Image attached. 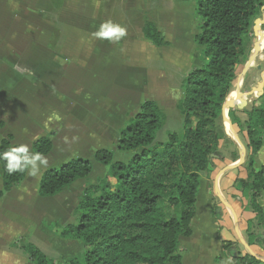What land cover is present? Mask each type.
Returning a JSON list of instances; mask_svg holds the SVG:
<instances>
[{
  "label": "trees",
  "instance_id": "obj_1",
  "mask_svg": "<svg viewBox=\"0 0 264 264\" xmlns=\"http://www.w3.org/2000/svg\"><path fill=\"white\" fill-rule=\"evenodd\" d=\"M49 1L44 15L54 22L49 13L56 14L63 0ZM262 6L264 0H196L195 11L202 22L194 41L202 58L180 84L175 108L181 127L177 131L167 128L169 120L162 106L143 101L118 130L116 152L122 157H115L116 152L108 148L97 149L93 159L105 174L84 186L71 221L52 224L60 229V238L79 241L82 252L50 256L27 239L13 244L31 264H182L179 239L191 234L201 174L215 168L213 158L223 159L219 150L223 135L217 121L224 99L236 84V68L246 61L249 35ZM141 30L151 44L168 45L154 19L143 18ZM53 32L57 33L55 22ZM240 108L247 115L248 144L245 175L237 177L233 187L245 200L243 210L252 214L245 230L248 245L264 247V207L260 204L264 165L255 162L264 145V103ZM229 114L232 123L238 121L232 110ZM51 136L52 132L38 137L33 150L50 153ZM11 140V135L0 140V152L14 144ZM0 168V196L27 176L8 175L3 161ZM92 169V162L81 156L59 161L40 177L38 195L56 196L86 179ZM223 247L235 264L258 263L249 253L234 251L229 241L224 240Z\"/></svg>",
  "mask_w": 264,
  "mask_h": 264
},
{
  "label": "crops",
  "instance_id": "obj_2",
  "mask_svg": "<svg viewBox=\"0 0 264 264\" xmlns=\"http://www.w3.org/2000/svg\"><path fill=\"white\" fill-rule=\"evenodd\" d=\"M178 1L172 0L171 4L159 7L154 19L168 45L157 47L151 44L144 38L140 26V32L133 38L132 48L127 54L122 48L123 40L110 43L92 35L101 22L112 17L109 0L62 1L55 14L58 18L52 19L71 28L90 30L82 33L84 38L90 36V44L81 45L78 34H54V22L48 21L44 15V7L50 3L49 0H0V140L11 135V142L14 144L24 143V138L28 140L27 143L33 144L38 137L52 132V150L46 155L50 154L51 157L57 146L62 153L71 150V140L62 132L72 134V126H76L74 121H97L100 124L99 131L104 134L106 131L110 132L108 125L113 117L119 121L124 120L126 115H133L145 100L161 104L178 98L181 95V81L198 57L193 33L187 25L188 14L181 15L175 10V3ZM133 11L136 14L135 11L139 10ZM176 38L184 44L175 46ZM68 40L72 43L70 47H66L64 43ZM72 46L80 49L76 51ZM89 66L90 73L86 79L108 86L96 88L97 83H91V89L95 93L104 90L100 96H91L89 90L82 91L86 80L76 75L80 69ZM176 67L181 76L179 85H175V78L168 75V68ZM110 73L114 75H108ZM132 81L134 86L129 87V82ZM113 85L116 92L111 91L114 87L110 86ZM108 97L122 103L116 116L111 115V108L106 109L105 101ZM132 98H141L136 108L131 105ZM96 112L97 116L94 115ZM42 114H49L52 119L57 117L58 121L46 124V117L43 120ZM81 115L83 116L80 117ZM93 134L98 135L96 131ZM242 134L243 132L238 138L247 151V136ZM90 140L95 139L83 140L82 146L89 149ZM231 142L232 139L228 140L229 144ZM228 143L226 146H229ZM232 146L237 157L229 160L219 148L223 159H212L215 165L212 171H215V175L211 184L207 178L200 177L191 234L179 239L182 264H222L226 258L231 257L223 247L224 240L232 243L234 251L241 254L246 252L242 241L247 243L245 230L247 219L252 214L243 210L245 201L233 187L234 180L244 176L245 171L244 162L233 168L228 167L240 157L238 144L236 147L234 142ZM97 149L100 148L92 150L95 152ZM261 158H264V145L255 156V162L264 165L260 162ZM39 179L40 177L27 175L24 181L0 196V264H31L21 250L8 249L21 236L16 234H23L30 227L29 218L26 224L13 225L3 213L29 217L33 193L39 199L38 202L47 203L58 199L76 183L56 196L42 197L37 190ZM228 196H234V200ZM216 199L218 202L215 205ZM260 204L264 207V189ZM52 211L53 208L48 213L49 216L53 215ZM7 216L10 218V215ZM249 247L254 253L253 257L258 260L256 264H264V247ZM232 262L235 264L233 259Z\"/></svg>",
  "mask_w": 264,
  "mask_h": 264
},
{
  "label": "rangeland",
  "instance_id": "obj_3",
  "mask_svg": "<svg viewBox=\"0 0 264 264\" xmlns=\"http://www.w3.org/2000/svg\"><path fill=\"white\" fill-rule=\"evenodd\" d=\"M171 1L172 0H109V4H110L109 12L112 15L111 20L122 23L127 28V35H126V37H124L122 39L123 40L122 41V44H123L122 48L125 49L127 54H129V51L132 48L133 38L136 37V34L140 32V26L143 23V18L149 17L151 19H156L157 9L159 7L166 5L167 3L171 4ZM175 4L177 5V8H175V10H177L179 13H182L181 15L188 14L187 25L189 27V31H191L193 33V36H194L199 31V26L202 22V18L195 11L196 0H179ZM49 7H50V4L47 3L45 5L44 9L49 8ZM51 7H52V5H51ZM134 9L139 10V11H137V12L135 11L136 14H134V11H133ZM169 9H170V7H169ZM131 11H133V12H131ZM262 15L264 16V13L262 11H260L258 18H260ZM49 16L51 18H54L55 20L58 18V16H56L52 12L49 13ZM5 22H4V24H5ZM55 24H56V30H57L56 34H65V36H69L70 34L75 33V34H78V38L82 41V42H79L80 45L82 43L90 44V38H89L90 36L86 37V38H84L82 36V33L86 32V31H90V30L84 31V30L79 29V28H77V29L74 27L71 28L70 26L65 25L63 23H56L55 22ZM178 40H180V39L176 38V40H174V42L176 43L175 46L184 44L183 42L178 41ZM256 41H258V38H257L256 34L253 33V30H252L250 32L249 42L247 44V57H246V59L248 58L249 52L251 49H253L254 43ZM53 43H55V39H53ZM64 43H65L66 47H70V45L72 44L69 40L64 42ZM194 43H195V41H194ZM141 47L143 49H146L145 46H141ZM73 48H76L75 49L76 51L78 49H80V47H78V46H75ZM195 49H196V53H197L198 57H197L196 61L194 62V64L192 65V67L197 63L198 59L202 58L201 57V55H202L201 50L197 47L196 43H195ZM260 56L263 57V59H261V60H259V59L255 60L254 59L255 61L253 62L252 66L248 69V71L244 77V80L242 82V92L243 93L248 92L252 87L256 86L257 82L260 81V78H261L260 72L261 71H260V69L257 68V65L260 64L261 68H264V50L262 51V54ZM192 67H191V69H192ZM241 68H242L241 66L236 68V71L238 74H239ZM170 69L171 68H168V71H169L168 75L172 76L173 79L175 78L174 79L175 85L176 84L179 85V82H180L179 79H181V76L179 74L178 68L176 67V69L175 68H172L171 70ZM85 72H87V73L85 74ZM89 73H90V66L85 68V69L82 68L78 72H76V75H80L84 80H86L85 86H84V88H82V91L89 90L92 93L91 96H94L95 94L99 95V96L102 95L104 90H100L99 93H95V90L93 91L91 89L92 88L91 83H97V82H92V81H89L86 79V76L88 77L87 74H89ZM108 75L113 76L114 74L110 73ZM236 79H237V77H236ZM86 85H88V86H86ZM96 86H97L96 88L108 87L107 84H102V83H97ZM132 86H134V81L129 82V87H132ZM111 87H114V85L110 86V88ZM234 88H235V86H234ZM234 88H233V90H234ZM116 90L117 89L114 87L111 91L116 92ZM233 90H232V92H233ZM259 97L254 96V95L248 96L247 97V105L244 108L250 109L251 106H253V105H260V104L264 103V95L260 99H259ZM108 98L109 99L105 101L106 109L109 110L111 108V110H110L111 115L114 114V116H116L117 112H120V110H121L120 107L122 106V103L119 102L117 99H114L113 97H108ZM178 98H175L174 100H171L170 102H164L161 104L158 102L162 106V108L164 109V111L166 112V114L168 116L169 122L167 124V128H169L172 131H177L182 125L181 124V117L175 108V103H176V100ZM139 102H141V98H136V99L132 98L131 105L136 108L138 106L137 104H139ZM229 110L233 111V115L238 120L237 122L232 123V119L230 117ZM94 115L97 116L98 115L97 112ZM82 116L83 115H81L80 117H82ZM129 116L130 115H126L125 119L122 121H119L118 119H116V117H113L112 121H110V123L108 125L111 128L110 132L106 131V132H104V134L99 131L100 124L97 121H93L92 119H86V120L81 119V120L74 121L73 123L76 126H74L72 124L73 125L72 126L73 127L72 134H69V133L66 134V132L64 131L65 129H62V131H64L62 133L69 136L68 139L71 140L70 141V144L72 145V146H70L71 150L65 151V153H62L58 150L59 146H57L55 148V150L53 151V155L51 157L49 156L50 154L47 156L49 163H51V161H52V163L49 164V166L56 164L59 161L66 160V159H69V158L74 157V156H82L84 158L89 159L92 162V165H93L92 172L86 179L77 181L73 186H71V188H69V190L63 192L58 197V199H56L54 201H50L47 203L41 202V201L38 202L37 200H39V199L36 197V194L33 193V196H32L33 199L31 202V216H29V217L27 215H25V217H18L16 215H11L14 213H11V214L3 213L4 216L7 218V220L10 223H12L13 225L26 224L27 220L29 218L30 227L28 229L26 228V231L23 232V234H16V235H21V236L18 237L14 241V244H16L22 240L27 239L30 242L34 243L43 252H45L46 254H48L50 256L62 255L65 257H69V256H73V255H78L82 252L83 246L79 241L72 240V239L60 238L58 236V232H60V229L57 227H52V224L54 222H57L58 224L63 225L65 223L71 221L73 218L72 217V211L78 202V198H79L81 191L83 190L84 186L87 183H95L98 178L102 177L105 174L104 167L102 165H100L99 163H97L96 161H94V159H93L94 151L92 149L93 148H108V149H111V150L116 152L118 130L123 125V123L128 119ZM45 117H46V120H45L46 124L47 123L48 124H54L55 121L56 122L58 121L57 117H54V119H52L49 114H47V116H44L42 114L43 120ZM227 118L230 120V122H231L230 124H231L232 128L235 130L237 135H241L242 132H243L242 135H244V133L246 134V132H245V120L247 118V115L241 111L240 107H238L236 105H231V107L227 111ZM217 122H218L219 126L221 127L220 131H221V134L223 135V138L220 141L221 145H219V148L223 152L224 156L230 160L231 158H234L236 156V153H234L232 151L234 149V147L232 146V144H234V141L232 140V142H231L232 144L228 143V140H230V137L228 136V133L225 130V121L222 118V114H221V116ZM85 125L87 126V128H85L86 127ZM0 126H2V123L0 124ZM11 127H12V125H11ZM94 131H96L98 133V135H94L93 134ZM63 138L65 140H67L66 136H63ZM89 139H95V140H90V148L87 149L84 146H82V141L83 140L88 141ZM27 141L28 140L24 138L23 142L27 143ZM96 141H97V144H96ZM226 142L229 144V146H226V144H227ZM27 144H29L30 148L33 150L31 142H29ZM84 144L86 145V143H84ZM236 147H238L237 144H236ZM115 154H116L115 157H117V158L122 157L117 152ZM61 155H63V156H61ZM223 164L225 165V162ZM214 175H215V171H212V169H210L209 171L203 172L200 177L207 178L208 182L211 184V181L213 180ZM0 182H1V180H0ZM209 186L211 187V185H209ZM228 197H230V196H228ZM39 198H41V197H39ZM230 198H232V197H230ZM232 199L234 200V196ZM217 202L218 201L216 199V201H214V204L216 205ZM52 208H53V211H52L53 215L49 216L48 213H50V210ZM246 213L251 215L250 212H246ZM7 215H10V218ZM6 218H3V219H6ZM8 249H17L20 251V249L17 247H14L13 244L8 246Z\"/></svg>",
  "mask_w": 264,
  "mask_h": 264
},
{
  "label": "clouds",
  "instance_id": "obj_4",
  "mask_svg": "<svg viewBox=\"0 0 264 264\" xmlns=\"http://www.w3.org/2000/svg\"><path fill=\"white\" fill-rule=\"evenodd\" d=\"M94 38L107 40L110 43H119L127 35V28L122 23L111 19L101 22L92 34ZM0 161H3L4 171L8 175L27 173L31 177H43L49 168L48 157L40 151H34L27 143L13 144L0 152ZM264 163V158L260 159ZM222 264H233L231 257Z\"/></svg>",
  "mask_w": 264,
  "mask_h": 264
},
{
  "label": "water",
  "instance_id": "obj_5",
  "mask_svg": "<svg viewBox=\"0 0 264 264\" xmlns=\"http://www.w3.org/2000/svg\"><path fill=\"white\" fill-rule=\"evenodd\" d=\"M261 11L264 13V6L261 7ZM262 32H264V16L262 15L260 18L255 19V25L253 28V33L256 34L258 41L254 43L253 49L250 50L249 56L246 59L245 63L243 64L239 74L237 75L236 84L234 90L236 91V97H231L232 91L226 96L222 103L221 107V114L224 121H228L230 124V120L227 118V111L231 107V105H236L238 107H245L247 105V97L254 95V96H261L264 92V68H261L260 64L257 65V68L260 69V81L257 82L256 86L252 87L248 92L243 93L242 92V82L244 80V77L248 71V69L252 66L254 59L262 54V51L264 50V35L262 36ZM230 129L232 130V133L234 134V137H230L236 144H238L240 148V157L237 162L234 164L229 165L228 167H236L243 162H245L246 158V150L244 145L240 142L238 135L236 134L235 130L232 128L230 124ZM226 130V128H225ZM243 245L246 248V252L249 253L251 256H254V253L250 249V247L245 243L244 241Z\"/></svg>",
  "mask_w": 264,
  "mask_h": 264
},
{
  "label": "bare ground",
  "instance_id": "obj_6",
  "mask_svg": "<svg viewBox=\"0 0 264 264\" xmlns=\"http://www.w3.org/2000/svg\"><path fill=\"white\" fill-rule=\"evenodd\" d=\"M264 35V32H262V36ZM256 59H259V60H261V59H263V57H261V56H258L257 58H255V60ZM254 60V61H255ZM237 95H236V91L234 90L232 93H231V97H236ZM251 101V100H250ZM225 128H226V131L229 133V136H233L234 137V134L232 133V130L230 129V124L228 123V121H225Z\"/></svg>",
  "mask_w": 264,
  "mask_h": 264
}]
</instances>
